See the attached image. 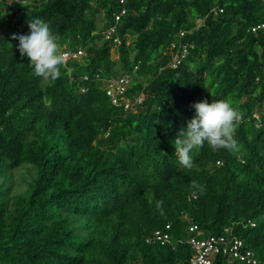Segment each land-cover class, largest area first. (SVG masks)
<instances>
[{"label":"trees","instance_id":"trees-1","mask_svg":"<svg viewBox=\"0 0 264 264\" xmlns=\"http://www.w3.org/2000/svg\"><path fill=\"white\" fill-rule=\"evenodd\" d=\"M122 7L110 43L103 31ZM31 18L49 23L60 52L83 50L55 82L36 77L12 39L30 34ZM261 22V0H0V176L34 169L10 200L0 186V264H186L185 217L204 235L231 226L264 264V32L251 30ZM123 74L113 104L103 80ZM202 100L243 114L238 151L205 142L188 170L173 142ZM155 230L180 241L146 243Z\"/></svg>","mask_w":264,"mask_h":264},{"label":"clouds","instance_id":"clouds-1","mask_svg":"<svg viewBox=\"0 0 264 264\" xmlns=\"http://www.w3.org/2000/svg\"><path fill=\"white\" fill-rule=\"evenodd\" d=\"M210 13L217 17L211 10ZM28 27L29 35L13 34L12 39L19 40V52L21 56L26 55L29 58L34 75L55 82L61 77L60 66L65 63V56L59 51L60 36L53 34L49 23L41 18H31ZM191 107L195 109V115L188 121L186 129L182 128L177 133L173 142L175 155L181 166L192 170L195 164L191 153L193 149L203 147L205 142L213 151H238L234 133L238 122L243 119V114L232 106V101L213 100L209 103L202 100ZM192 186L201 192L204 190L195 182ZM157 208H160L159 202Z\"/></svg>","mask_w":264,"mask_h":264},{"label":"built area","instance_id":"built-area-1","mask_svg":"<svg viewBox=\"0 0 264 264\" xmlns=\"http://www.w3.org/2000/svg\"><path fill=\"white\" fill-rule=\"evenodd\" d=\"M262 5L264 7V0ZM214 15H218L223 11L222 8L215 6L211 9ZM127 10L122 7L118 12L113 13L114 23L110 25L107 29L103 31L104 39L109 40L110 43H119V38L114 36L116 32V25L119 20L126 14ZM262 30L264 32V22L258 23L251 27L252 31ZM183 31H180V35H183ZM185 46H183V52L181 55L185 54ZM61 53L65 56V61L71 58H80L83 55L82 49H77L76 51L64 50ZM178 56L175 57L174 61H177ZM83 79H87V76H83ZM104 88L111 99L113 104H119V99L124 94L126 88L129 85L130 78L128 75L123 74L117 77L108 78L103 80ZM142 101V96H137L134 100H124V108H131ZM185 219L188 222L187 225V235L185 238L186 243L191 248V254L186 260V264H212L217 256H225L227 259L232 261H239L245 264H259V259L256 257L253 250H251L244 243L243 239L232 233V227L226 226L223 228L222 232L218 234L204 235L203 231L198 228V226L191 222L187 217ZM249 224L254 226L255 222L248 220L244 225ZM168 227V225H167ZM172 234L167 230H155L150 234L145 236L146 243H158L160 245H167L174 248L176 242L180 240H175ZM183 263V262H182ZM177 262L176 264H182Z\"/></svg>","mask_w":264,"mask_h":264},{"label":"rangeland","instance_id":"rangeland-1","mask_svg":"<svg viewBox=\"0 0 264 264\" xmlns=\"http://www.w3.org/2000/svg\"><path fill=\"white\" fill-rule=\"evenodd\" d=\"M12 21L7 20L5 26H10ZM103 23V13H99L97 15V24L98 26L102 25ZM28 34V32L26 33ZM97 43H101L98 41ZM111 56L113 59L117 58V53L112 48ZM34 169L27 165L23 164L13 170L7 169L3 175L0 176V186L7 188V193L9 195V200L15 194L22 193L27 189L28 183L30 182L31 178L34 176Z\"/></svg>","mask_w":264,"mask_h":264}]
</instances>
